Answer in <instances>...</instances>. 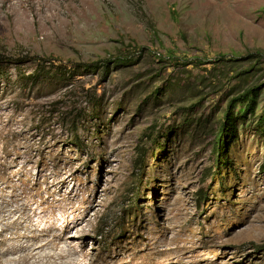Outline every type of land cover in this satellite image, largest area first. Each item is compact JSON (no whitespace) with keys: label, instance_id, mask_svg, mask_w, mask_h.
Here are the masks:
<instances>
[{"label":"rangeland","instance_id":"obj_1","mask_svg":"<svg viewBox=\"0 0 264 264\" xmlns=\"http://www.w3.org/2000/svg\"><path fill=\"white\" fill-rule=\"evenodd\" d=\"M0 61L3 264H264V0H0Z\"/></svg>","mask_w":264,"mask_h":264},{"label":"trees","instance_id":"obj_2","mask_svg":"<svg viewBox=\"0 0 264 264\" xmlns=\"http://www.w3.org/2000/svg\"><path fill=\"white\" fill-rule=\"evenodd\" d=\"M1 62V61H0ZM93 65V64H92ZM42 67L40 63L37 64V71L35 76H38ZM262 86H254L245 89L243 92L230 98L227 106L222 112L221 122L216 130L213 151L216 156V166L218 172L223 168L231 169L232 161L229 158V148L238 140V120H247L249 117L254 116L261 93ZM238 109V112L236 110ZM258 126L264 135V112L258 116ZM143 155V153H141Z\"/></svg>","mask_w":264,"mask_h":264},{"label":"bare ground","instance_id":"obj_3","mask_svg":"<svg viewBox=\"0 0 264 264\" xmlns=\"http://www.w3.org/2000/svg\"><path fill=\"white\" fill-rule=\"evenodd\" d=\"M63 240L64 239V234L61 233L56 237V240ZM25 250L29 251L25 255L22 256V261L24 264L29 263V264H49L48 260H45L47 257L43 256H37V254H34L33 252H30L32 250V245H28ZM53 255H56L57 258L62 259L64 257H67V253L65 251H60L57 254H49V256L55 257ZM50 262V260H49ZM4 262L0 260V264H3ZM51 263V262H50Z\"/></svg>","mask_w":264,"mask_h":264}]
</instances>
